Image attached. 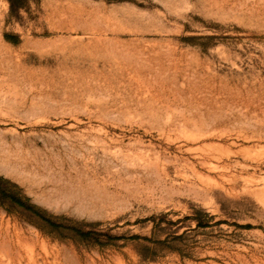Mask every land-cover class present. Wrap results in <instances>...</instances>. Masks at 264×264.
<instances>
[{
  "label": "rangeland",
  "instance_id": "rangeland-1",
  "mask_svg": "<svg viewBox=\"0 0 264 264\" xmlns=\"http://www.w3.org/2000/svg\"><path fill=\"white\" fill-rule=\"evenodd\" d=\"M0 264H264V0H0Z\"/></svg>",
  "mask_w": 264,
  "mask_h": 264
},
{
  "label": "bare ground",
  "instance_id": "bare-ground-1",
  "mask_svg": "<svg viewBox=\"0 0 264 264\" xmlns=\"http://www.w3.org/2000/svg\"><path fill=\"white\" fill-rule=\"evenodd\" d=\"M94 192V191H93ZM97 193V192H96Z\"/></svg>",
  "mask_w": 264,
  "mask_h": 264
}]
</instances>
